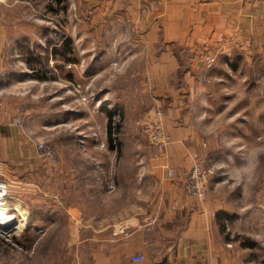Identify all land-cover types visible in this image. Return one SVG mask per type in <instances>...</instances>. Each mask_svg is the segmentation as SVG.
Returning a JSON list of instances; mask_svg holds the SVG:
<instances>
[{
    "label": "crops",
    "instance_id": "1",
    "mask_svg": "<svg viewBox=\"0 0 264 264\" xmlns=\"http://www.w3.org/2000/svg\"><path fill=\"white\" fill-rule=\"evenodd\" d=\"M5 4L7 0H0V77L11 46L16 50L18 37L27 36L18 32L17 15L12 7L6 13ZM66 4L97 38L103 30L108 35L117 26L125 29L127 44L144 55L137 72L144 88L152 91L148 109L161 112L157 118L172 139L162 148L149 147L144 163L136 161L129 172L120 167L122 175L117 189L109 193L108 205L111 211L121 209L105 227H73L72 264H156L162 259V264H246L228 249L224 225L215 222L207 193L203 198L186 193L185 172L191 154L202 156L205 151L207 142L201 137L225 140L232 135L242 156L247 144L264 136V0H66ZM211 57H216L214 63L208 61ZM1 92L0 82V193L15 201L11 183L25 175L26 184L33 185L50 165L38 155L27 130L11 123ZM198 100L205 105L202 119L213 125L217 121L216 131L213 125L200 128L194 123L191 109ZM215 104L217 113L210 110ZM170 167L177 173L174 177L167 175ZM129 217H136L138 225ZM151 217L155 222L147 227L144 222ZM135 255L143 259L134 260Z\"/></svg>",
    "mask_w": 264,
    "mask_h": 264
},
{
    "label": "rangeland",
    "instance_id": "2",
    "mask_svg": "<svg viewBox=\"0 0 264 264\" xmlns=\"http://www.w3.org/2000/svg\"><path fill=\"white\" fill-rule=\"evenodd\" d=\"M49 3L7 0L3 5L6 13L9 7L14 9L18 32L27 33L18 37L16 50L11 46L7 69L0 77L3 103L10 110V121L16 113L24 114L21 125L14 127L26 129L33 142L48 143L57 160L48 163L49 172L33 185L26 184L25 175L11 183L10 193L17 200L6 201L15 217L10 227L0 226V264H72L73 227H105L121 209L111 211L108 205L109 193L117 189L122 175L120 167L129 172L136 161L144 163L149 147L158 149L172 142L157 118L161 112L148 109L152 91L144 88L137 72L144 55H137L127 44L129 39L122 36L125 29L117 26L108 35L103 30L97 38L89 24L75 19L70 6L53 11L46 8ZM65 37L72 40L66 57L73 60L51 55L53 47L62 49ZM199 75L202 80V70ZM213 86L217 94L219 89ZM232 105L230 101L227 109ZM204 106L198 100L191 109L200 128L213 125L202 119ZM212 106L210 110L217 113V104ZM108 111L113 114V137L121 142L119 152L108 147ZM217 126L216 121L212 131ZM201 138L207 146L202 156L191 154V166L199 162L214 169L206 179V198L213 206L215 222L224 225L228 249L237 261L264 264V136L247 144L242 156L232 135L225 140L217 135ZM170 171L177 174L170 167L168 176ZM111 179L113 189L106 185ZM129 222L138 225L137 218ZM248 240L256 244L246 246Z\"/></svg>",
    "mask_w": 264,
    "mask_h": 264
},
{
    "label": "built area",
    "instance_id": "3",
    "mask_svg": "<svg viewBox=\"0 0 264 264\" xmlns=\"http://www.w3.org/2000/svg\"><path fill=\"white\" fill-rule=\"evenodd\" d=\"M213 60H214L213 57L208 58L209 62ZM23 119H24V114L22 112H18L16 113L15 116L12 117L11 123L15 126H20L21 123L23 122ZM35 148H36L38 155L41 158L45 159L48 163L56 162L57 160L56 152L53 150V148L48 143L37 140L35 142ZM213 173H214L213 168L209 166L203 167L199 162H193L191 169L189 171V177L187 181L185 182L186 193L192 196H195L197 198H203L206 195V179ZM168 174L169 176L172 175V177H174L173 172L170 171L168 172ZM106 185L109 189L114 188V183L112 179L109 180L106 183ZM4 195H5L4 192L3 194L0 193V202L7 200L4 197ZM173 208H177V206H174ZM135 219H136L135 217H131L129 218V221L134 222ZM154 222H155L154 217H151L147 219V221L145 222V225H147V227H151L154 224ZM133 259L141 261L143 257L141 255H135L133 256Z\"/></svg>",
    "mask_w": 264,
    "mask_h": 264
},
{
    "label": "trees",
    "instance_id": "4",
    "mask_svg": "<svg viewBox=\"0 0 264 264\" xmlns=\"http://www.w3.org/2000/svg\"><path fill=\"white\" fill-rule=\"evenodd\" d=\"M50 2L51 3H49V5H48V8L50 10L55 11L57 9H61V10H65L66 9V0H50ZM51 4H55L56 7H53ZM70 51H72V40H71L70 37H65L63 39L62 49L59 50L56 47H53L51 49V55L58 54L63 59L73 60V58L66 57L67 54ZM30 60H32V57L27 59V61H30ZM34 76L39 78V79L44 78L43 76L38 75V73H35ZM112 116H113L112 112L108 111V120H107V123H106L107 143H108V147L109 148L115 149V150H117L119 152L120 151L121 142L120 141H116V139L113 137L115 135L114 133H116V132H114L113 128H112ZM119 126H120V124L118 123L116 125V130L119 129ZM114 141H116V142L114 143ZM116 143H117V145H116ZM11 207H12V205H11ZM225 240H226V237H225ZM255 244H256L255 241H249L248 240L247 242H245L246 246H253Z\"/></svg>",
    "mask_w": 264,
    "mask_h": 264
},
{
    "label": "bare ground",
    "instance_id": "5",
    "mask_svg": "<svg viewBox=\"0 0 264 264\" xmlns=\"http://www.w3.org/2000/svg\"><path fill=\"white\" fill-rule=\"evenodd\" d=\"M12 209V207L8 204V202L5 201H1L0 202V226H2L4 223H7L6 227H10L11 226V219L15 217L14 212H10L9 210ZM7 219L9 221L7 222H1V220ZM11 229H8V231H10Z\"/></svg>",
    "mask_w": 264,
    "mask_h": 264
},
{
    "label": "water",
    "instance_id": "6",
    "mask_svg": "<svg viewBox=\"0 0 264 264\" xmlns=\"http://www.w3.org/2000/svg\"><path fill=\"white\" fill-rule=\"evenodd\" d=\"M164 262V259H162L161 261L157 262L156 264H162Z\"/></svg>",
    "mask_w": 264,
    "mask_h": 264
}]
</instances>
